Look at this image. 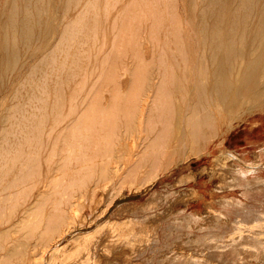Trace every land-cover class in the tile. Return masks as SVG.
I'll return each mask as SVG.
<instances>
[{
	"label": "rangeland",
	"instance_id": "rangeland-1",
	"mask_svg": "<svg viewBox=\"0 0 264 264\" xmlns=\"http://www.w3.org/2000/svg\"><path fill=\"white\" fill-rule=\"evenodd\" d=\"M6 1L7 0H0V4L4 5L6 4ZM62 1L64 0H53L52 12L56 17V29L54 30L56 37L55 39L53 37L46 40V46L48 48L50 47V49L54 48L55 45L59 42L61 31L64 25L73 17H75L80 9L78 7L76 8V10L74 9L66 13L62 5ZM84 1L85 0H83V2ZM181 1L183 0H180V2ZM236 1L238 0H230V3L234 5L233 2L236 3ZM54 2L56 3L54 4ZM128 3H130V0H97V30L95 31V33H97V36L95 37L96 34L94 35L92 33L91 38L89 39L90 41L88 40L85 43L86 45H84V49L87 50L85 56L86 54H88V56L90 55L89 58L91 57V59H84L86 63L85 66L88 64L89 69L88 65L87 68L84 67V70H86V72H82L83 76L79 75L78 77H76L72 82H70L69 85L66 86L64 90L65 112L69 110L71 104H75L77 106L76 113L80 111L84 112L87 107L90 108L91 106H94V108H91L95 110L92 111L91 108L90 110L87 109L88 112H86V114L89 113V115L93 117H91L92 119L90 118L91 121L96 122L99 117L101 120H98V125L95 122H90V120L86 121L85 124L89 126L90 124H88V122H90V126H93L92 123H94L95 127H93V129L95 130L97 128L95 131H97V133L100 132L97 137L100 134L103 135H100L102 137H98L99 140L97 138L98 144H96L97 146H95L97 148L98 146H101V148H99L101 149L100 151L105 149L106 151L109 150L107 152L104 151L99 154L101 157L98 156V163L96 161V156L94 155V157L92 155L93 151L91 152L90 150L91 154L89 153V157L91 155L90 158L92 159H89V163L88 161L85 162V167L87 166V164H90V166H87L86 168L83 167L85 170H81L80 173H78L79 171L73 172L75 171L74 169L72 172H69L71 169H68L67 173L65 171V173L68 175L65 176V181L67 183L73 181L74 183L72 184L77 183L75 185H79L78 188L80 187V185L82 186L81 188H83H79L81 189L79 190L77 187H75V189L77 188L76 190H78L80 194L79 196H81V194L83 193V197H79L80 199L78 200V202L80 200L82 202L80 201L81 203L79 202L80 204H78L76 200L75 203L78 204V206L81 205L80 207L75 205V209L78 207L76 210H79L80 214H78L79 212L75 211L76 217H74V221L73 223H71L73 224V226H71L72 228L67 225V227L65 226L66 229L62 228L63 230H67V234L63 238L61 237V232H63L61 231L62 229L55 230L52 233L53 235L51 234V237L49 236V238L47 237L45 239L46 241H43L41 239L37 240V236L27 237L26 228L22 229L24 230V233L20 231L22 236H19L20 232L14 234L12 233L11 235H9V238L5 239L7 241L2 240V243L5 242L7 244L6 245L4 243L6 246H10L13 248L19 245H26L25 247H22V249L27 247L28 248L22 250L20 248L21 246L19 247L23 256L20 255V252L19 256L17 255L18 253L14 255L9 253L8 255L7 251L5 252L2 250L1 252L0 249V264H7L5 262L3 263V261L6 260L9 261L8 264H20L21 262V264H37L39 259L36 256H38L42 251L40 247L42 246L43 248V246H47L46 244H50V241L53 242L51 244H54V247L58 246V254H61H59L60 257L57 260L56 264H264V246L261 247L262 245L259 243L258 249H254L256 247L253 248L252 244L247 246L245 245L243 247V245H237L238 241L236 240L240 238V235H238V233L236 232L237 227L245 228L246 226L250 225V223L256 218H259V222H262L264 218V82H262L260 79L258 80L257 78V80L253 81L250 84L241 85L237 90H235L236 96L233 95V97L228 101H226L224 98L223 103L219 102L216 98H213V102H211V110H213L212 113L214 118L213 126H207L209 123L207 125L201 124L202 126L199 128L200 132L196 134L191 133V125L186 122L187 120L184 121L183 119V117L185 116L184 113H186L187 109V101H192V99H194L193 101L195 102L193 103L192 101V105H196L197 102V95L195 97L196 92L194 93V90H192L194 87V83L193 81H191L192 84L190 82H187V85L190 86V89H178L179 91H176L174 98L175 104L177 105V115L179 117H182L181 119L183 121L179 119V117L175 118L176 120L170 119L166 122L164 121V119L159 120L160 117H157V114H159L160 112H155L156 110L158 111L159 106V100H157L159 99V97H157L158 92L156 88H158V86L161 84L160 79H164L162 73L163 68H160L159 64V53L161 51V48L163 47H161L163 43L160 42H163V37L161 34L160 39L162 41L158 39L159 36L155 39H150L147 37V40L145 41V37H143L145 35H142V40L144 41L142 42V44H139L140 54L138 55V53L136 52L138 55L136 57L134 54L135 47L130 42L131 29L130 19L128 18L131 17L132 9L128 8ZM184 3L188 4L187 0L181 2L182 7H180V13L181 10H184ZM185 7L187 8V6ZM187 9L189 10V8ZM185 10L181 13L184 18H186L187 15L189 17L193 15V13L189 12L190 10ZM184 12H186L187 15H185L186 13ZM139 14L141 15L140 9ZM142 15L141 18L142 20L144 19L142 23L146 25V19L142 17ZM252 15V17H255V21L254 19L251 20V16H249L248 21L252 24H255L257 22V14L255 12ZM142 23H140V26L145 34L147 33V31L145 29V26H142ZM251 23H248V25H250ZM58 24L62 27L60 26V28H58ZM255 25H257V23ZM255 25L251 26L254 27ZM90 42L91 44L89 45ZM93 43L95 44L93 45ZM185 43L187 46L190 44V46L193 48L191 49L190 46H188L189 52L192 53L191 57L196 56V54L201 52L200 49L195 47L196 45L193 44V41L190 42L189 40H187V42L185 41ZM168 48L169 50H171L170 48L173 47L172 45H168ZM193 52L195 53V55ZM38 56L41 57L42 54L40 53ZM38 56L36 59L33 58L31 60H26L25 62L27 63L24 64V67L20 72H16L10 75L12 77H9V79H7L8 81L6 80L7 82H5L6 85L4 84V87L2 86L0 92V101L2 98H7L15 88L14 86L19 84L20 80L22 81V79H24V74L39 58ZM57 57L58 63L56 65H53L55 70H53L55 72V74L53 75L55 76H53L51 80H54L55 77H57V75L59 74L60 71H58V69L56 68L59 67V63L64 60L65 52L57 51ZM32 60L35 61L33 62ZM87 60H89V62ZM145 69H148L149 72ZM88 71L89 73L87 75ZM144 74L148 75L149 77H146ZM150 76L154 81L150 79ZM170 77L168 76V78ZM182 77H184V79L189 78V76ZM13 83L15 85H13ZM92 85L94 86L93 88ZM130 85L132 88L130 87ZM81 87L83 90L81 89ZM133 87L136 88L133 89ZM117 91L118 93H116ZM53 92L54 91L50 90V100L54 98V96H57L55 95L57 93L54 94ZM74 94L75 99L70 98ZM150 94L154 95L150 96ZM84 97H86L87 99L84 100ZM68 98L70 100H68ZM119 99H121L120 102ZM132 99L133 101H135L132 102ZM185 99L187 100L185 101ZM73 100L77 102L72 103ZM112 100L113 102L115 101L116 107L115 105L113 106L115 108L118 107V109H115V113L113 114V116L112 111L114 110V108L112 109L113 106L110 107L113 103ZM147 100H149L148 102L150 103H154V105L146 103ZM176 101L179 103V107L182 105V109L181 107H178V103ZM8 103L10 104V102L7 101L6 104L8 105ZM123 103L125 105H122ZM84 104L86 105L84 106ZM136 104L137 107H139L138 109H140L142 106L145 107V105L143 104H146L147 108L145 107V111H143V107L142 110H138L136 109ZM204 104L208 106L207 102H205ZM5 105L0 106V108H3ZM149 105L153 107H151L153 110L149 107ZM155 105L156 107H154ZM220 105L221 107H219ZM105 106H107V108H105ZM123 108L126 112L122 110ZM106 109L111 112V114L109 112V114L107 115L111 116L112 118L104 115L105 112H107L105 111ZM178 109H180L181 112L178 111ZM100 110H104L105 112H101V114L99 115L98 112L100 113ZM130 110L131 112L129 113ZM116 111L119 112L117 113ZM122 111L124 113H122ZM136 111L138 113L142 112L144 114L142 120L138 119L141 117L136 113ZM90 112H94L96 114H90ZM202 112L204 113V110H202ZM76 113L69 116L64 122H62L59 125L60 128L67 125L68 121L70 122L73 118H75ZM133 113L135 114V116L132 117ZM180 113L184 116L180 115ZM97 114L99 115V117ZM101 116L107 117H104V119L109 122L107 123V125L109 124L108 127L117 126L118 130L115 129V135H119L121 133L118 138L116 136H111L114 135L115 130L111 132L114 127L112 129L106 128V122H104V120L102 119L103 117L101 118ZM108 117L111 119L109 120ZM114 117L117 120L114 119V121ZM127 117L131 118L129 119ZM178 119L179 122H176L178 121ZM161 121H164V123H162ZM151 123H153V125ZM100 126L104 127V129H101V131L99 129ZM137 126L140 127L138 128ZM149 126H151L152 128ZM136 127L138 129H136ZM109 130L111 132H109V134L111 135L107 133V131ZM102 131L104 133H107L108 135L106 134L105 136ZM150 132L152 133V135ZM93 133V131H90V134ZM160 133L161 135L167 134V136H165V138L162 137L160 141L159 138L157 141H155L157 139V135ZM161 135H158V137H160ZM104 136L108 141L106 140V138L103 139ZM107 136H111L113 138L112 141L115 144L111 142L112 138H109ZM100 138L103 140H100ZM116 138L119 140H117ZM196 138L198 141H195ZM104 140L106 142H104ZM107 142H110L108 143L110 145L113 144L112 146L116 145L115 147L120 145L119 149L118 147L116 149L114 147V149H118L119 152L115 151L113 147V150H111L110 146L109 148L107 146L105 147V145H108ZM157 142L159 145L158 147L161 146L162 148L159 153H156L157 150H153L157 145H155L154 143ZM145 143H147L148 145ZM140 144L142 146H140ZM149 144L152 145L149 147ZM58 145L57 154H59L53 156L54 160L58 161L57 163L55 162V164H60V162L62 163L61 158L62 156L66 155V152L63 151L62 143L60 142ZM153 146L154 148H152ZM131 147L134 148L131 150ZM121 148L123 149V151ZM148 148L149 150H147ZM151 148L152 150H150ZM143 149L145 151L144 153L141 152V150L143 151ZM163 149L164 151H162ZM129 150L130 153L128 154L127 151ZM137 150L139 152H137ZM115 153L118 156H116ZM224 153L226 157L222 155ZM42 154V158L45 159L44 155L46 153L44 152ZM138 154L139 156H135ZM45 156H47V154ZM133 156L136 158L134 159ZM219 156L223 157L224 159H221ZM227 156L230 159H228ZM44 159H42L41 161L43 175L41 180H44L45 176L47 175L46 173H48V168L46 169L48 163H46V160L44 161ZM134 160L137 161L135 162ZM217 160L219 161V165H217ZM225 160L230 161H227L226 165L223 163L220 164ZM79 162L80 161H76V159H74L71 160L70 164H72V166H76L78 164L79 166H81ZM53 163V166H57ZM150 163L151 165L149 166ZM228 163L232 164L230 165ZM91 164H95L94 167ZM116 164H121V166H123L122 164H124L123 168L118 172L119 174H115V169L111 168L112 166H117ZM82 165H84V163ZM100 165L104 169L105 167H108L107 172L104 171L103 168L99 167ZM131 165L134 168L131 167ZM210 165L212 167L209 169ZM227 165H229L228 169H226ZM232 165H235L236 169L232 170V168H230L232 167ZM126 166H128L129 168H127ZM214 166L215 169H213ZM91 167V173L93 172V175L90 173ZM124 167L128 169L127 172H125L126 170L124 169ZM108 169H110V171H108ZM129 169L131 170L129 171ZM220 169L223 172H221ZM225 169L230 170V172L232 171L231 173L229 171L227 172L229 173V177ZM210 170H216L215 173L217 172V174L213 172L212 175V172ZM100 171L102 173H100ZM133 171H135L134 175H127L128 172L129 174H133ZM233 172L235 173L234 175ZM76 173H78L79 175ZM219 174H221L222 176ZM90 175L93 178H91ZM103 175H105L106 177H103ZM74 176L77 180H72L73 178H75ZM230 176H236V182H241L240 180L242 179H244L245 181H250L251 186L249 185V189H246L248 187L247 184H236L235 181L232 182V180H234V177L232 178ZM68 177L72 181H70ZM79 178L83 179L81 180ZM113 179L114 181H112ZM39 185L40 188L35 189L33 192L34 195L31 198V203L36 201V197L43 190V183L40 182ZM39 189L40 191H38ZM52 196L51 199L54 196H58V194L54 195L53 197ZM230 199L232 200V203H226V201ZM46 203L48 204L45 205V207L47 206L48 208L46 207V209H49L51 207V200L49 199L48 201H45V204ZM15 205L16 203H9L6 213L10 212L11 214V210L16 211ZM13 212L12 214L14 215V213L16 212ZM258 214L259 217H257ZM3 221L5 220L0 218V223ZM8 224V222H5L3 226ZM109 225L118 228L116 229L117 231L115 230L114 232H112V230H110V227H108ZM133 232H139L140 234L139 236L137 235L138 237L135 236L132 238ZM23 234L26 236H24ZM18 236L21 238L23 237L24 239H19ZM218 236H223L222 240H225L224 242H231L232 239L236 241H234V243H231L233 245L229 248H216L214 237L219 238ZM16 237H18V240L16 239ZM262 237L264 238V234L259 235V242ZM139 238L141 241L139 240ZM25 239H28V242ZM240 239H242L241 241H239L241 243L246 241L253 243V241L245 240V237ZM16 240V243L18 245H15L16 243H14V241ZM139 242L146 245L145 252L141 253L140 255L135 253V248H137V244L139 245ZM19 248H15L16 251H19ZM49 253L51 254V252ZM49 253L46 255V260L48 261L51 260L49 259V257L52 256V254L50 255ZM1 255H3V258L1 257ZM15 255L17 257H14ZM147 257L153 258V262L145 261ZM5 258L7 259L3 261L1 260Z\"/></svg>",
	"mask_w": 264,
	"mask_h": 264
},
{
	"label": "bare ground",
	"instance_id": "bare-ground-1",
	"mask_svg": "<svg viewBox=\"0 0 264 264\" xmlns=\"http://www.w3.org/2000/svg\"><path fill=\"white\" fill-rule=\"evenodd\" d=\"M183 1H181V2H183ZM62 2H63L62 5H63L66 13H68L69 11H72L74 9L76 10V8H78V7L80 9H79V12L77 13V15L75 17H73L69 22H67L64 25V27L62 28V31H61L60 40L55 45V47L52 49H50V47L48 48L46 46V44H47L46 40L49 38H53V37L55 39V37H56L55 32H54V30L56 29L55 28L56 17H55V14H53V12H52L53 0H7L6 4H4V5L0 4V92H1L2 86L4 87V84L6 85L5 82L8 81L7 79H9V77H12L10 75L13 73H16V72H20L23 69L24 64L27 63V62H25L26 60H28V59L31 60L33 58L36 59L40 53L42 54L41 57L38 56L39 58L36 61L32 60L33 62L34 61L35 62H34V64L31 63L32 65L30 66L28 71H26V73L24 74V79H22V81L20 80V83L17 84L16 86H14L15 87L14 89L12 88L13 90L8 95L7 98H2L0 101V106L5 105L7 101L10 102V104L8 103V105L6 104L3 108H0V123H1V128H0V218L5 220V221L0 223V249H1V252H2V250L5 252L7 251L8 255H9V253H11L13 255L18 253L17 255L19 256V252H20V255L23 256V254H21L20 248L22 249V247L26 246L25 244L21 243L25 246L19 245V246H15L13 248L10 246H6L7 244L5 242L4 243L6 245L4 243H2V240L9 238V235H11L12 233L13 234L19 233L20 231L23 232L24 230H22V229L26 228L27 237L28 236L29 237L37 236L38 237L37 240L41 239L43 241H46L45 239L47 237L49 238V236L51 237V234L55 230L65 228L66 225L70 226V227L73 226V224H71V223H73V221H74L73 219H74V217H76V212H75V211H77L76 209L81 206V205L78 206V204H80L82 201L80 200L81 202L79 201L80 202L79 203L78 200L80 199L79 197H81V196L83 197V195H82L83 193L81 192L82 194H81V196H79L80 194H79L78 190H76L79 185L76 186L75 184H77V183L72 184V183H74L72 180H74V179L77 180L75 176H74L75 178H73L72 180L69 178L70 176L68 177V179H70V181H72V182L67 183L65 181V178H66L65 176H68L66 173L68 172V169H71L69 172H72L74 169L75 171H73V172L79 171L78 173H80L81 170H85L84 168H86L87 166H90V164L89 165L87 164V166L85 167V164H86L85 162L88 161V163H89V159H92V158H90L91 155L89 157L90 150H91V152L93 151L92 155L96 156V161H97L98 156L101 157L99 154L106 151V149L100 151L101 149H99V148H101V146L100 147L98 146V148L96 147L97 146L96 144H98L97 142L99 140L98 137H102L103 135L100 134L102 136L99 135L97 137V135L100 132L97 133V131H95L97 128L95 130L93 129V127H95L94 123H92L93 126H90L91 125L90 122H95V121L90 120V118L92 116H90L89 113L86 114V112H88L87 109L90 110V108L91 107L94 108V106L90 105L91 107L90 108L87 107V109H85V107H84V109H85L84 112L80 111V112L76 113L77 106L75 104H71V106L69 107V110H67L66 112L64 111V105H65L64 90H65L66 86L69 85L70 82H72L76 77H78L79 75L83 76V73H82L83 71L86 72V70H84V67L87 68L88 64L85 66V64H86L85 58L88 59L90 55L88 56V54H86V56H85V53L87 52V50L84 49V45H86L85 43L91 38L92 33L94 35L96 34L95 37L97 36V33H95V31L97 30V0H85L84 2H83V0H64ZM181 2H180V0H130V3H128V5H127L128 8L132 9L131 17L128 18V19H130V29H131V36L130 35L129 36H130L131 44L135 47V50H134L135 53L134 52L133 53L137 57L140 54L139 44H142V42L144 41V40H142V35H145V36H143V37H145V41L147 40L146 39L147 37L150 39L151 38L155 39L158 36H159L158 39L160 41H162L160 39V36L162 34L163 42H160V43H163L161 45V47L163 46L162 47L163 49L161 48V51L159 53V55H160V58H159L160 63L159 64H160V68L161 67L163 68L162 73H163L164 79L163 80L160 79L161 84L158 86V88H156L157 92H158L157 97H159V99H157V100H159V106H158V111L156 110L155 112H157V113L160 112L159 114H157V117H160L159 120L164 119L165 122L167 120L169 121L170 119L178 118L179 116L177 115V111H176L177 105L175 104V100H174L176 91H179L180 89L182 90L185 88L190 89V86L187 85V82L191 83V81H193L194 87L192 86L193 87L192 90H194V93L196 92L195 97L197 95L196 105L191 104L194 99H192V101L188 100L187 106H186V108H187L186 113H184L185 116L182 115L181 113H180V115L184 116L183 117L184 121L187 120L186 122H188V124L191 125V128H192L191 133L196 134V133L200 132L199 128L202 126L201 124L207 125L209 123L207 126H210V127L213 126V123H214L213 119L214 118H213V113H212L213 110H211L212 109L211 102H213L212 101L213 98L214 99L216 98L219 102L223 103L224 98L226 101H228L233 97V95L236 96L235 90H237L241 85L250 84L253 81L257 80V78H258V80L260 79L262 82H264V0H238V1H236V3L233 2L234 5L231 4L232 1L230 3V0H187L188 4H186V3H184V4H185V6H187V8H189L190 11L183 4L182 5L184 7V10L186 8V10L193 13V15L191 16V14H190L191 17H189L187 15V13L184 12V13H186L185 15H187L186 18H184L183 15L181 14L184 10L183 11L181 10V13H180V9H181L180 7H182ZM55 3L56 2H54V4ZM139 9L141 11V15L143 13L142 17H144L146 19L145 20L146 25H144L142 23L144 21V19L142 20L141 15L139 14ZM54 12H55V10H54ZM255 12L257 14V16H256L257 25H255L256 23L252 24L251 22L248 21L249 16H251ZM252 16H251V20H253L255 18ZM254 21H255V19H254ZM140 23H142V26L143 25L145 26L147 33L144 34V31H142ZM248 23H251V24L248 25ZM251 25H255V26L252 27ZM60 26L61 25H59L58 28H60ZM141 31H142V33H141ZM187 40H189L190 42L193 41V44L196 45L195 47L200 49V51H201L198 54H196V56H193L195 58L191 57L192 53L189 52V48H188V46H190V44L187 46L185 43V41L187 42ZM95 43H93V45ZM90 44H91V42L89 43V45ZM93 45H92V47H93ZM168 45H170V46L172 45L173 48H170L171 50H169ZM190 48L193 49L191 46H190ZM191 49H190V51H191ZM57 51L65 52V58H64V60H62L59 63V67L56 68L60 72L57 75V77H55L54 80L52 79L53 80L52 81L51 78L53 76H55V75H53V74H55V72H54L55 70H54L53 65H56L58 63ZM136 52L138 53V55ZM194 55H195V53H194ZM89 59H91V57ZM87 61L89 62V60H87ZM132 67H133V65H132ZM158 68H159V65H158ZM88 69H89V65H88ZM145 70L148 71V69H145ZM56 73H57V71H56ZM88 73H89V71L87 72V75H88ZM146 74H144V75L147 77L149 75V73H148V75H146ZM168 76L169 77L171 76V77L168 78ZM182 76H185V77L189 76V78L184 79V77H182ZM160 77H162V76H160ZM150 79L152 80L151 76H150ZM152 81H154V80H152ZM75 82H76V80H75ZM144 83H145V81H144ZM13 85H15V84L13 83ZM93 85H95V84H93ZM93 85H92V88L94 87ZM130 87H131V85H130ZM135 88L133 87V89H135ZM151 88H152V86H151ZM81 89H82V87H81ZM50 90L54 91L53 92L54 94L57 93V94H55L57 96H54V98H52L51 100H50V97H51L50 96ZM118 91H119V89H118ZM118 91L116 93H118ZM225 91H227V92H225ZM128 92H129V90H128ZM134 92H135V90H134ZM151 95H154V94H150V96ZM146 96H148V95H146ZM74 97H75V94L70 98L75 99ZM195 97H193V98H195ZM116 98H115V100H116ZM83 99L85 100L87 98L84 97ZM68 100H70V99L68 98ZM120 100L121 99H119V102H120ZM145 100H146V98H145ZM186 100L187 99H185V101ZM134 101L132 99V102H134ZM142 101H143V99H142ZM148 101L149 100H147L146 103H150ZM74 102L76 103L77 101L73 100L72 103H74ZM86 102H88V101H86ZM95 102H96V100H95ZM112 102H113V100H112ZM194 102L195 101H193V103ZM205 102L208 103L207 104L208 106H206L204 104ZM219 102H218V105H219ZM150 104L154 105V103H150ZM184 104H185V102H184ZM85 105L86 104H84V106ZM93 105H94V103H93ZM113 105H115V101L112 103V105L110 107H112ZM122 105H125V104L123 103ZM143 105H145V107L147 108L146 104H143ZM218 105H217V107H218ZM97 106H96V108H97ZM115 107H116V105H115ZM115 107L114 106L112 107V109L114 108V110L112 111V116L115 113V109H118V107L117 108H115ZM136 107H137V104H136ZM142 107L140 108L141 110H142ZM145 107H143V111H145L144 110ZM149 107L151 108L152 106L149 105ZM154 107H156V105ZM178 107H179V103H178ZM180 107L182 109V105ZM219 107H221V105ZM103 108H104V106H103ZM105 108H107V106H105ZM133 108H131V109H133ZM138 108L139 107H137L136 109H138ZM140 109H138V110H140ZM93 110H95V109H92V111ZM120 110H121V107H120ZM122 110H124V108ZM152 110H150V111H152ZM202 110H204V113L202 112ZM105 111H107L108 113ZM105 111L100 110V113L98 112V114L100 115L101 112H103V113L105 112L104 115H107L110 112L107 109ZM178 111L181 112L180 109H178ZM130 112H131V110L129 111V113ZM75 113H76V117L75 118L72 117L73 119L70 122L68 121L67 125L62 126L60 128L59 125L62 122H64L69 116H71ZM91 113H94V112H90V114ZM122 113H124V112L122 111ZM136 113L139 114L141 117L138 119L142 120L144 114L142 112H141L142 114L138 113L137 111H136ZM94 114H96V113H94ZM94 114H92V115H94ZM110 114H111V112H110ZM99 115H98V117H99ZM107 116H109V115H107ZM129 116H130V114H129ZM133 116H135L134 113H133L132 117ZM104 117L105 116H101V118L104 120V122H106L105 125H107V123H109V122H107L104 119ZM109 117H111V116H109ZM115 117L113 118V120L117 118V117L116 118ZM105 118H107V117H105ZM111 118H109V120ZM119 118H120V116H119ZM127 118L130 119L131 117H127ZM181 118L182 117H179V119H181ZM96 119H94V120H96ZM99 119H100V117L95 122L97 125L99 124V121H98ZM149 119H151V118H149ZM179 119L176 122H179ZM89 120H90V122H88V124H90V125L88 126L85 124V122L89 121ZM97 121H98V123H97ZM136 121H137V119H136ZM164 121L163 122L161 121V122L164 123ZM100 122H103V121H100ZM153 123H151V124L153 125ZM180 123H181V121H180ZM108 125L105 127L109 128V129H112L114 127L111 132H113L115 129L118 130L117 126L108 127ZM159 125H161V124H159ZM101 126L99 128L100 131H101V129L102 130L104 129V127H101ZM146 126H145V128H146ZM151 126H149V127H151ZM154 126H157V125H154ZM137 127H136V129H138L140 126L138 128ZM164 129H165V127H164ZM116 130L114 132V135L109 134L110 130L107 131V133L111 136H116L118 138V136L121 135V133L119 132L120 133L119 135H115ZM90 131H93L94 133L90 134ZM153 131H155V130H153ZM141 132H143V131H141ZM107 133L103 132V134L105 136ZM117 133H118V131H117ZM123 133H125V132H123ZM167 133H169V132H167ZM151 135H152V133H151ZM158 135H161V133ZM158 135L156 137L157 139L154 137L156 139L155 141H157L158 138L160 141V139L162 137L165 138V136H167V134H162L160 137H158ZM105 136L103 137V139L106 138ZM198 136H199V134H198ZM107 137H109V136H107ZM97 138H98V140H97ZM103 139L100 138V140H103ZM106 140H107V138H106ZM112 140H113V138L111 139V142L113 143ZM117 140H119V139H117ZM125 140H127V139H125ZM196 140H197V138L195 139V141ZM60 142L62 143L63 151L66 152V155L62 156V158H61L62 163L60 162V164L59 163L55 164V162L57 163L58 161H55L53 156L59 154V153L57 154V152H58L57 145ZM104 142H106V141L104 140ZM116 142H118V141H116ZM158 142L154 143L155 145L157 144L155 149H153V150H157L156 153H159L160 150L162 149L161 146L158 147L159 146ZM161 142H162V140H161ZM164 142H163V145H164ZM108 143H110V142H107V144ZM113 144H115V143H113ZM145 144H147V143H145ZM152 144H149V147ZM112 145L108 144V145H105V147L107 146L109 148V146H110L111 150H113L116 145L115 146H112ZM136 145H138V144H136ZM119 146L120 145L117 146L118 149L120 148ZM140 146H142V145L140 144ZM154 146L152 148H154ZM112 147H113V149H112ZM117 147H115V149ZM133 148L134 147H131V150ZM152 148L150 150H152ZM118 149L115 151H118ZM144 149H143V151L141 150V152L144 153L145 152ZM60 150H61V148H60ZM111 150H110V152H111ZM147 150H149V148ZM63 151H62V153H63ZM107 151H109V150H107ZM122 151H123V149H122ZM162 151H164V149ZM44 152L47 154V156H45L46 154L44 155L45 159L42 158V155H43L42 153H44ZM127 152L129 154L130 150ZM137 152H139V151L137 150ZM154 153H155V151H154ZM112 154H114V153H112ZM115 155H116V153H115ZM222 155H224V157H226L225 153ZM116 156H118V155H116ZM135 156H139V154L135 155ZM228 156H227V158H228ZM133 158L135 159L136 157L133 156ZM137 158H139V157H137ZM148 158H150V157H148ZM220 158L222 159L223 157H220ZM227 158H225V159H227ZM42 159H44V161L46 160L45 162L48 163L47 164L48 166L46 167V169L48 168L47 169L48 173H46L47 175L45 176L44 180H41L42 176H43L42 175V162H41ZM74 159H76V161H80L79 163L81 164V166H79V164L76 166L75 165L72 166V164H70V162H71V160H74ZM103 159H101V160H103ZM126 159H128V158H126ZM146 159H147V157H146ZM160 159H161V157H160ZM228 159H230V158H228ZM98 160H100V159H98ZM158 160H159V157H158ZM227 161L229 162L230 160H227ZM227 161L226 160L223 162L220 161L221 162L220 164L223 163L226 165ZM94 162H95V160H94ZM218 162L219 161L217 160V163ZM52 163L57 165V166H53ZM76 163H78V162H76ZM83 163H84V165H82ZM97 163H98V161H97ZM228 164L231 165L232 163H228ZM91 165L94 167L95 164H91ZM122 165L124 166V164H122ZM132 165H131V167H133ZM150 165H151V163L149 164V166ZM217 165H219V163ZM123 166H121V164H119L117 166H112V167L110 166V167L112 169H115L114 170L115 174H119L118 172L120 171V169L123 168ZM128 166H126V167L129 168ZM99 167H101V165ZM211 167L212 166L210 165L209 169ZM228 167H229V165H227L226 169H228ZM101 168H103V167H101ZM107 168L108 167H105V169L103 168L104 171L107 172ZM133 168H132V170H133ZM230 168H232V170L236 169L235 165H232V167H230ZM96 169H97V166H96ZM110 169H108V171H110ZM124 169L126 170L125 172L128 171V169H126L125 167H124ZM213 169H215V166L213 167ZM93 170H94V168H93ZM130 170L131 169H129V171ZM230 170H226V173L228 171L230 172ZM65 171H66V173H65ZM91 171H92V167L90 168V173H91ZM104 171H103V173H104ZM135 171H136V169H135ZM135 171H133V174H131V173L129 174V172H128L127 175H134ZM215 171L214 170L211 171L212 175H213V172L215 173ZM220 171H221V169H220ZM221 172H223V171H221ZM78 173H76V174H78ZM100 173H102V172L100 171ZM68 174H70V173H68ZM71 174H73V173H71ZM76 174H74V175H76ZM215 174H217V172ZM227 174L229 177V173H227ZM234 174L235 173L233 172V175ZM101 175H100V178H101ZM219 175H221V174H219ZM83 176H81V177H83ZM104 176L105 175H103V177ZM224 177H226V176H224ZM230 177H232V176H230ZM233 177L232 178L234 180L231 179L232 182L235 181L236 176H233ZM91 178H93V177L91 176ZM151 178H152V176H151ZM79 179L82 180L83 178H79ZM105 179H108V178H105ZM109 179H110V177H109ZM114 179L112 181H114ZM81 180H79V181H81ZM88 180H90V179H88ZM240 181L241 182H239V181L238 182L235 181V182H236V184H240V183L241 184H247L248 187L246 189H249V185L251 186L250 181H245L244 179H242ZM40 182L43 183L44 188L42 187L43 190L36 197V201L31 203V198L34 195L33 192L35 189L40 188L39 187ZM95 182H97V181H95ZM225 182H227V181H225ZM79 183H81V182H79ZM110 183H111V181H110ZM82 185H84V184H82ZM75 187H77V188L75 189ZM81 187L82 186L80 185L79 188H81ZM252 187H253V185H252ZM81 189H83V188H81ZM81 189H79V190H81ZM38 191H40V189ZM83 192H84V190H83ZM56 194H58V196H54ZM51 196L53 197L52 199H51ZM45 199L51 200V207L49 209H46L47 206L45 207V205H47L50 202L45 204V201H48ZM81 199H83V198H81ZM76 200H77L78 204H75ZM231 201H232L231 199L227 200L226 203H232ZM9 203H12V204L16 203V205H15L16 211L11 210V214H10L9 210H8L9 213H6V210L9 206ZM75 205L78 206L76 209H75ZM16 206H17V208H16ZM81 210H82V208H81ZM13 211L16 213H14ZM12 212L14 213V215L12 214ZM77 212H79V210ZM78 214H80V212ZM257 217H259V214ZM77 218H79V217H77ZM5 222H8L9 224L3 226V224ZM108 227H110V230H112V232H114L116 229H118V228L113 227L112 225H109ZM61 231H63V232H61ZM61 231H60L61 235H62L61 237L63 238L66 236L67 230L62 229ZM236 232L238 233V235H240V238L245 237L246 238L245 240L253 241V243L247 242V241L241 243L239 241H241L242 239H240V238L236 239L235 238L238 241L237 245H243V247H244L245 245L247 246V245L252 244L253 248L256 247L254 249H258L259 243L262 245L261 247L264 246V238L263 237L260 239V242H259V235L264 234V218H263L262 222H259V218H256L255 220H253L250 223V225L246 226L245 228L237 227ZM139 234H140L139 232H136V233L133 232L132 238L135 236L138 237ZM26 235H24V236H26ZM141 235H142V233H141ZM19 236H22L21 232H20ZM18 237H16V239ZM222 237L223 236L219 237L220 239L214 237V239H215L214 242H216V245H215L216 248H221V249L229 248L230 246L233 245L231 243H234V241H236V240L232 239L233 241L231 240V242H224L225 240L223 241ZM22 238L19 237V239H22ZM141 239H142V237H141ZM17 240L14 241V243H16ZM139 240H140V238H139ZM245 240H243V241H245ZM5 241H7V240H5ZM35 242H36V240H35ZM49 243L50 244H48V243L46 244L47 246H45V247L43 246V248H42V246L40 247L42 249V251L39 253L38 256H36L39 259L37 264H56L57 263V260L59 259L60 255H61L60 253H59L60 255L58 254V251H59V249L57 248L58 246L54 247V244H51V243H53L51 241ZM255 243H257V244H255ZM8 245H10V244H8ZM15 245H18V244L16 243ZM38 246H40V245H38ZM17 247L18 248L20 247L19 251H16L15 248H17ZM27 248H24V249H27ZM245 248H247V247H245ZM24 249H22V250H24ZM135 249H136L135 253L140 255L141 253L145 252L146 245L144 243L139 242V245L137 244V248H135ZM32 251H34V250H32ZM49 252H51V254H52V256L49 257V259H51L50 261L46 260V255ZM3 255H1V257ZM8 255H6V256H8ZM9 257H11V256H9ZM14 257H17V256L15 255ZM6 259L7 258L1 259V260L3 261ZM9 259H11V258H9ZM149 259H150V261H149ZM153 260H154L153 258H148V257L145 259V261H148V262H153ZM225 261H226V259H225ZM4 262L8 264L9 261L6 260V261H3V263ZM91 264H94V263H91Z\"/></svg>",
	"mask_w": 264,
	"mask_h": 264
}]
</instances>
